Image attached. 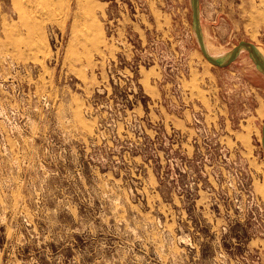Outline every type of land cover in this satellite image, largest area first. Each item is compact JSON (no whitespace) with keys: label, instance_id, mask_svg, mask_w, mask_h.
<instances>
[{"label":"rangeland","instance_id":"1","mask_svg":"<svg viewBox=\"0 0 264 264\" xmlns=\"http://www.w3.org/2000/svg\"><path fill=\"white\" fill-rule=\"evenodd\" d=\"M201 2L264 58V0ZM263 124L190 0H0V264H264Z\"/></svg>","mask_w":264,"mask_h":264},{"label":"water","instance_id":"2","mask_svg":"<svg viewBox=\"0 0 264 264\" xmlns=\"http://www.w3.org/2000/svg\"><path fill=\"white\" fill-rule=\"evenodd\" d=\"M191 1V8L193 13V28L196 35V39L198 41L200 50L206 60L219 68H226L230 64H232L242 53L243 50H246L249 54L250 59L252 60L253 64L255 65L256 69L264 76V61L260 56L255 53V45L250 42H240L239 45L234 48L230 53L223 57H213L208 53L204 36L202 33L201 28V15H200V5L199 0H190ZM262 147L264 151V124L262 130Z\"/></svg>","mask_w":264,"mask_h":264},{"label":"built area","instance_id":"3","mask_svg":"<svg viewBox=\"0 0 264 264\" xmlns=\"http://www.w3.org/2000/svg\"><path fill=\"white\" fill-rule=\"evenodd\" d=\"M144 64H146V61L144 62ZM182 65V64H181ZM184 67V66H183ZM183 67H181V68H177V69H175L176 70V73H175V75H177V77H176V79L177 80H181L182 78H183ZM170 72H172V71H170ZM164 77H171L170 76V73H167V72H165L164 73ZM179 82V81H178ZM179 88V87H178ZM260 261H261V259L260 258H258L257 259V262H256V264H262V263H260Z\"/></svg>","mask_w":264,"mask_h":264},{"label":"bare ground","instance_id":"4","mask_svg":"<svg viewBox=\"0 0 264 264\" xmlns=\"http://www.w3.org/2000/svg\"><path fill=\"white\" fill-rule=\"evenodd\" d=\"M255 53L260 56L262 58V60L264 61V58L262 57V55L260 54V52L257 50V48H255ZM210 54V53H209Z\"/></svg>","mask_w":264,"mask_h":264},{"label":"crops","instance_id":"5","mask_svg":"<svg viewBox=\"0 0 264 264\" xmlns=\"http://www.w3.org/2000/svg\"><path fill=\"white\" fill-rule=\"evenodd\" d=\"M199 5H200V15H201V22H202V19H203L202 17H203V16H202V11H201V5H202L201 0H199Z\"/></svg>","mask_w":264,"mask_h":264}]
</instances>
